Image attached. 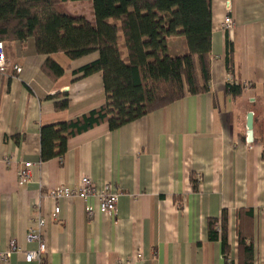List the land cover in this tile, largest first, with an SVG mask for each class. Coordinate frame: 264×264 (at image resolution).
Wrapping results in <instances>:
<instances>
[{"label":"crops","instance_id":"0c3cea01","mask_svg":"<svg viewBox=\"0 0 264 264\" xmlns=\"http://www.w3.org/2000/svg\"><path fill=\"white\" fill-rule=\"evenodd\" d=\"M227 1L234 23L230 31L221 28ZM81 2L89 5L91 20L90 3L70 1ZM210 8L208 92L185 96L115 129L95 125L71 137L62 157L46 161L39 159L40 128L105 102L101 73L78 72L99 54L69 59L61 52L38 54L32 38L3 41L0 250L14 239L22 251L2 264H26L23 252L37 247L26 236L39 216L45 218L47 264H242L239 236L253 247L252 264H264V0H210ZM174 38L183 37L168 38V53ZM228 45L232 74L226 67ZM186 50L184 42L172 56ZM47 58L63 68L60 77L42 71ZM228 82L243 86L240 96L231 98ZM63 93L68 105L56 109L50 96L61 100ZM249 111L251 142L246 140ZM26 162L30 177L19 184L18 171ZM84 176L98 188H116L115 214L87 218L85 206H95V199L50 196L56 187H77ZM55 207L59 212L51 218ZM222 211L227 258L220 238L208 236V220H218Z\"/></svg>","mask_w":264,"mask_h":264},{"label":"trees","instance_id":"16d2710c","mask_svg":"<svg viewBox=\"0 0 264 264\" xmlns=\"http://www.w3.org/2000/svg\"><path fill=\"white\" fill-rule=\"evenodd\" d=\"M70 1H86L92 19L64 9ZM210 0H0V41L25 42L32 38L40 55L64 53L76 59L97 51V60L78 72H100L105 102L70 120L40 128V161L62 157L68 140L95 125L107 123L115 129L138 117L163 108L188 95L210 89ZM181 36L186 52L168 53V38ZM226 67L233 73L232 48L228 45ZM42 71L52 79L64 70L47 58ZM231 98L241 95L243 86L228 82ZM56 109L67 107V93ZM195 187V186H194ZM219 222V230L214 224ZM210 239L220 238L227 258L226 212L208 220ZM242 264H252L253 247L239 236Z\"/></svg>","mask_w":264,"mask_h":264},{"label":"built area","instance_id":"2783aa9c","mask_svg":"<svg viewBox=\"0 0 264 264\" xmlns=\"http://www.w3.org/2000/svg\"><path fill=\"white\" fill-rule=\"evenodd\" d=\"M227 13L222 20V30L230 31L232 30L234 23L232 17L230 16V5L229 1L226 2ZM6 64V55L4 49L3 41H0V72L4 70ZM19 70L18 68H15ZM30 167L31 163L26 162L23 167L18 171V181L19 184L25 183L30 177ZM49 194L53 198H78L84 200L85 202L93 198L96 200V205L91 206L86 204L85 214L87 218H91L96 212L104 215L115 214L117 201L119 198V193L115 187L112 185H104L101 188L96 187L92 180L88 176H84L79 180V184L75 188L60 186L49 191ZM59 212V208L55 207L51 218H56ZM45 225V218L39 216L36 219V225L29 229L26 236L27 242H36L37 247L34 250H26L23 252L24 261L26 264H47L44 260L46 253V243L43 238L42 228ZM219 228V224L216 226ZM22 251L16 240L12 239L9 242L8 248L5 250H0V264L5 263L9 260L15 252Z\"/></svg>","mask_w":264,"mask_h":264},{"label":"rangeland","instance_id":"374dc122","mask_svg":"<svg viewBox=\"0 0 264 264\" xmlns=\"http://www.w3.org/2000/svg\"><path fill=\"white\" fill-rule=\"evenodd\" d=\"M89 8H90L89 5L85 2H81V4L68 2L64 6L65 10L68 9L69 11H72V12L78 13L80 11H83L86 16L90 15V9ZM173 40L174 41H169L170 42L169 53H171V55L177 54L179 51L180 44H183L185 42L183 38H181V39L174 38Z\"/></svg>","mask_w":264,"mask_h":264},{"label":"water","instance_id":"95a60500","mask_svg":"<svg viewBox=\"0 0 264 264\" xmlns=\"http://www.w3.org/2000/svg\"><path fill=\"white\" fill-rule=\"evenodd\" d=\"M253 113L251 111L247 112L246 114V129H247V142H251L253 139Z\"/></svg>","mask_w":264,"mask_h":264}]
</instances>
